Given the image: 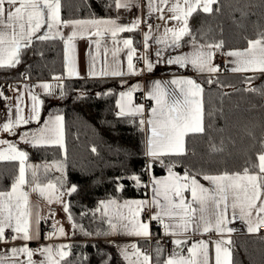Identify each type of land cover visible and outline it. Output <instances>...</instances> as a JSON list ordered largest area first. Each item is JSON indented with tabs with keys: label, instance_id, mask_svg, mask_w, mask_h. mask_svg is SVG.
I'll return each mask as SVG.
<instances>
[{
	"label": "snow or ice",
	"instance_id": "1",
	"mask_svg": "<svg viewBox=\"0 0 264 264\" xmlns=\"http://www.w3.org/2000/svg\"><path fill=\"white\" fill-rule=\"evenodd\" d=\"M136 2L99 0L106 13L113 7L117 10L129 9ZM63 7L62 0H0V70L17 68L37 41L59 39L63 43L67 75L79 76L75 60L77 39H88L90 46L95 44L99 51L102 41L106 44L110 37L113 44L111 65L105 60L98 72L95 68L97 58L91 57L89 77L142 75L145 71L152 72L157 64L163 62L184 69L190 67L197 75H206L209 86L216 84L223 88L218 79L221 67L215 63L219 53L226 58L225 65H231L226 70L243 77L242 90L264 98V84H255L257 74L259 78H264V27L258 26L255 38L244 37L246 47L228 51H224L223 39L208 38L210 28L205 31L201 25L193 30L190 21L200 13L207 16L220 13L221 0H147L146 15L130 24L118 23V19L110 15L99 17L95 12L90 13L88 18L66 19L62 15ZM88 7L91 8L90 3ZM235 10L240 11L241 17L247 15L242 8ZM149 20L162 21L163 32H160V24L149 23ZM142 26L146 30L142 31L141 41L132 36L119 38L121 33L141 31ZM153 40L161 46L155 51V62L150 59V41ZM137 43H142V52L135 46ZM185 44L190 46L191 51L164 55L167 49H181ZM124 50L127 73L119 68L118 56ZM104 51L107 54L106 46ZM134 59L142 61L143 68L138 69ZM22 75L25 80L30 79L28 75ZM53 79L60 81L61 77ZM34 87L42 89L44 94H53L51 83L40 82ZM121 87L126 90L119 92L116 116L130 121L143 133L142 155L145 163L139 172L126 170L125 174L113 177L112 182L116 185V192L124 190V181L131 182L136 189L145 190V198L127 199L122 203L118 198L100 200L91 210V215L93 221L98 219L106 228H98L95 232L75 223L70 201L67 200L72 194L83 191L86 185L82 187L79 180L73 183L68 175L64 116L50 114L41 123L43 100L32 88L25 85L24 90H20L9 85V90L13 92L11 97L0 88V100L14 101L8 108L6 122H0V133L18 137V141L0 139V162L17 164L10 184L0 187V244L11 245L0 248V264H85L89 260L81 253L72 261L71 244L45 243L38 244L36 248L30 247L33 241L41 239L42 221H53L52 231L43 237L45 241L67 235L64 226L54 219L53 204L59 205L67 214L71 227L85 236L138 238L117 246L123 264H213L210 252L213 245L214 264H234L231 234L236 228L230 225L239 220L248 233H259L264 225V136L258 141L260 150L256 152L255 159L249 156L241 170L206 172L191 161L197 152L195 146H189L191 137H203L207 133L205 89L201 82L184 76L154 81L150 88L144 90L145 99L152 102L150 108L134 102V93L141 91L139 84L128 85L122 80ZM230 87L234 91L239 90L235 86ZM59 88L63 96V83L59 84ZM219 112L223 116V110ZM208 115L214 118L216 113ZM33 123L35 128L23 130L24 126ZM217 131L223 132L224 129ZM208 139L211 153L225 151L223 139L219 145L212 142L211 136ZM19 144L35 149L58 147L61 158L51 163H30L29 152ZM91 151L96 153V147L93 146ZM157 166L164 170L163 176L155 175ZM81 179L90 183L93 177L82 172ZM202 181H206L207 185ZM32 194L38 197L37 204L32 203ZM40 200L49 205L46 217L41 215L38 207ZM80 215L83 218L88 212H81ZM153 222L160 226L164 237L171 238L173 247L167 256L163 255L165 250L160 246L159 239L152 251L140 247L141 240L151 245ZM210 233H215L217 239L191 241L192 235ZM109 243L115 244V241ZM113 259L111 254L97 249V264H113Z\"/></svg>",
	"mask_w": 264,
	"mask_h": 264
},
{
	"label": "trees",
	"instance_id": "2",
	"mask_svg": "<svg viewBox=\"0 0 264 264\" xmlns=\"http://www.w3.org/2000/svg\"><path fill=\"white\" fill-rule=\"evenodd\" d=\"M64 18H88L95 12L99 17L116 16V9L106 13L99 0H62ZM91 4V8L88 4ZM247 5V7H245ZM222 10L218 14L207 16L200 13L190 21L193 30L203 25L205 31L209 28V39H223L225 49L246 47L244 37L255 38L258 26L264 27V0H221ZM215 7V6H214ZM242 8L247 15L241 17ZM134 38L139 41L134 35ZM199 38V37H198ZM139 47V43L135 45ZM63 43L59 39L34 44L23 57L22 63L15 69L0 70V80H18L22 74L29 80H51L61 77L64 85V95L55 84L52 95H41V117L48 114L64 116L65 144L67 149L68 175L73 183L80 181L84 190L79 194L67 197L75 223L86 230L95 232L105 227L99 220L93 221L91 210L100 200L118 198L127 200L145 197L144 189H136L131 182L124 181L125 188L116 192L112 178L125 174V171L139 172L144 167L143 133L128 120L116 116V97L121 83L116 78H78L63 79ZM252 75V74H248ZM255 84H264V78L257 74ZM205 91L204 110L207 133L201 137H191L189 146H195L197 155L191 157L198 169L217 173L223 171L241 170L249 156L255 159L260 150L259 139L264 136V98L243 91L240 74L219 73L218 79L223 88L216 84L209 86L207 76H196ZM236 89L233 90L232 87ZM111 93L105 95V93ZM227 93V94H225ZM223 110L220 116L219 110ZM215 112L214 118L209 113ZM35 124V123H33ZM212 125V127H208ZM217 129H224L223 132ZM251 133V135H249ZM220 144L224 140L223 153L209 151V139ZM95 146L96 153L91 151ZM29 152V162L43 164L51 163L61 158L58 147L35 149L27 145L21 146ZM191 156V154H190ZM17 164L15 162H0V187H6L11 182ZM87 172L93 177L87 183L81 179V173ZM157 166L155 175L164 174ZM58 175V174H54ZM145 181L147 176L144 177ZM81 212L88 215L81 217ZM153 237L160 235L159 226L153 222ZM233 240L234 264H264V233L237 234ZM109 237L85 236L78 229H73L69 244L73 245L70 259L75 261L83 253L89 257L85 264H97V249L113 256V264H123L114 244L109 243ZM141 243L147 244L145 241ZM95 246V247H94Z\"/></svg>",
	"mask_w": 264,
	"mask_h": 264
},
{
	"label": "crops",
	"instance_id": "3",
	"mask_svg": "<svg viewBox=\"0 0 264 264\" xmlns=\"http://www.w3.org/2000/svg\"><path fill=\"white\" fill-rule=\"evenodd\" d=\"M147 13V0H137L136 4L129 8V9H116V16L112 17V18H117L118 19V23L121 24H130L133 20H135L138 17L144 16ZM154 24H160V32H163V22L159 21V20H154L153 21ZM146 30L144 28V26H142L141 31L138 32H134V33H121L120 34V39L123 38H127L129 36L134 37V35H136L137 39L139 41L142 40V31ZM67 31H65V34H67ZM155 32V30H154ZM151 44V49H150V59L153 60V62L156 61V57H155V51L158 47H161L159 45L155 44V41H150ZM105 46L108 49L107 54H105ZM122 47V45H121ZM113 48V44L111 42V38L109 37L106 41V44L104 41H102L101 47L99 49V51H97V48L95 46V44H92L90 46L89 44V40L88 39H77L76 41V52H75V60H76V69L79 73V76H72L69 77L65 71V67H64V72H63V79H78V78H116L120 80V83L122 80L127 81L128 85H136L139 84L141 91H138L136 93H134V102L137 104H145L146 102H148V100L145 99L144 96V90L146 88H150L151 84L156 81V80H161V81H165V80H171L174 77H192L196 79L197 74L189 67L187 69L184 68H180L177 65H167L166 63H159L157 64V66L153 69L152 72H147L145 71L142 75H125L123 77H111V76H107V77H89L88 75V71H89V64L91 61V57L95 56L96 59V63H95V68L96 71H100L101 68L104 66V62L105 60H107L108 64L111 65L112 62V56H111V51ZM138 51L142 52L143 51V45L142 43H139V47ZM236 49V48H234ZM229 49H225L224 51H228ZM187 51H191V48L188 44H185L181 49H167L164 53L165 56H169V55H176L179 53H184ZM219 54V53H218ZM222 55V54H221ZM223 58V65L220 66L221 67V71L220 73H228V74H232L231 71L226 70L227 68H230L231 65H225V57L222 55ZM227 59H231V58H227ZM118 60H119V68L124 71L125 73H127V56H126V50L122 51L119 53L118 56ZM135 59H134V63H135ZM63 62H64V48H63ZM216 63V62H215ZM217 64V63H216ZM136 65V64H135ZM136 67L139 68H143V62L140 61V64L136 65ZM251 74V73H249ZM62 80V78H61ZM40 82H48L51 83L53 85V88L55 86V84L57 85V80L55 79H51V80H25L23 78V75H21L20 79L18 80H0V88L5 87L6 90H8V97L13 96V92L11 90H9V85H13V86H17L20 90H24V86L27 85L29 88H32L39 96L41 95H47L43 93L42 89L39 88H35L34 86L37 85ZM174 87V86H173ZM126 90V88H122L120 87V90L117 93V97L116 100L119 98V92L120 91H124ZM41 98V97H40ZM151 102V101H150ZM13 102H8V101H3L0 100V122H6V118L8 117L9 113H8V108H10L12 106ZM152 103V102H151ZM146 107H148L146 105ZM150 108V107H148ZM117 111V108H116ZM14 112V109H13ZM50 114L46 115L43 117V119L41 120V123L43 122L44 119H47L48 116ZM36 124H31L29 126H24L23 130H27L28 128H35ZM0 139H8V140H12V141H18V137L15 136H10L7 133H0ZM21 146H25L24 144H19V147ZM22 148V147H21ZM165 174V173H164ZM162 175H156V176H163ZM202 183H205V185H207L206 181H202ZM150 195V193H149ZM145 197H141V198H132V199H143ZM31 201L33 204H37L38 202V197L36 196V194H32V196L30 197ZM121 203L124 200H119ZM47 203L40 200L38 203V207L40 209L41 215L42 216H47V211H45V205ZM126 211V210H125ZM145 219H147V217H144ZM42 224V222H41ZM41 224H40V234H41V239L39 241H33L30 244V247L32 248H36L38 246V244H45L46 241L42 238L43 236L46 234L45 232H42V228H41ZM158 225V224H157ZM159 226V225H158ZM231 227H235L236 231L234 233L231 234V237L237 234H252V233H248L247 232V228L246 226L240 222L239 220H236L233 224L230 225ZM159 231H160V235H162V229L159 226ZM153 233V230H152ZM71 237L69 238L68 241H70ZM109 239L111 241H115L114 247L118 252V245H122L125 243H129V242H133L136 241L138 238L135 237H126V236H112L109 237ZM200 239H205V240H215L217 239V236L215 235V233H210V234H205L203 236L199 235V234H195L191 236V241H198ZM52 240H49V242H51ZM53 241H58V238H53ZM143 241V240H141ZM155 241L156 239L153 238V241L151 243V245H149L148 243H140V247L143 248L146 251H152V249L155 247ZM190 241V242H191ZM18 244L20 242H17ZM53 243V242H51ZM69 244V242H68ZM6 247H11V245H2L0 244V248H6ZM172 247L171 248H165L162 247L165 251H164V256H167L168 254L171 253L172 251ZM184 252L186 253V247L184 249ZM210 252L211 255L213 257V264H214V245L210 246ZM154 255V253H153ZM34 259H40V257H34Z\"/></svg>",
	"mask_w": 264,
	"mask_h": 264
},
{
	"label": "built area",
	"instance_id": "4",
	"mask_svg": "<svg viewBox=\"0 0 264 264\" xmlns=\"http://www.w3.org/2000/svg\"><path fill=\"white\" fill-rule=\"evenodd\" d=\"M154 20H149V23H153ZM215 62L222 66L223 65V58H222V55L221 54H217L216 56V59H215ZM135 64L138 65L140 64V61L139 60H136L135 61ZM62 83V80L58 81L57 82V85L59 87V84ZM4 93L6 96H8V90L5 89V87H2ZM146 105L148 107H151L152 106V103L150 101L146 102ZM53 221L52 220H48L46 222L42 221V224H41V228H42V232H45V233H48L50 231H52V225ZM259 232L261 233H264V225H262L260 227V230ZM159 239L161 241V244L160 246L161 247H165V248H171L172 244H171V238L170 237H164L163 234L162 235H159L156 240Z\"/></svg>",
	"mask_w": 264,
	"mask_h": 264
},
{
	"label": "rangeland",
	"instance_id": "5",
	"mask_svg": "<svg viewBox=\"0 0 264 264\" xmlns=\"http://www.w3.org/2000/svg\"><path fill=\"white\" fill-rule=\"evenodd\" d=\"M30 163L36 164L35 162H30ZM44 207H45V211H47V216H48V214H49V205L46 204ZM51 208L55 211L54 219L56 221H59L64 226L65 232L67 233V235H65L63 237H58V241H53V239H52L51 242H53V243H51L49 241H46V243H51V244L66 243V244H68V242H69L68 240H69V238L72 235L73 228L71 227V224L67 220V214H65L63 212V210L60 208L59 205L53 204V205H51ZM42 240H43V238H42Z\"/></svg>",
	"mask_w": 264,
	"mask_h": 264
}]
</instances>
